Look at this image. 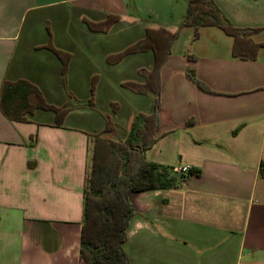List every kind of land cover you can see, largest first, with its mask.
Listing matches in <instances>:
<instances>
[{
	"label": "crops",
	"instance_id": "0c3cea01",
	"mask_svg": "<svg viewBox=\"0 0 264 264\" xmlns=\"http://www.w3.org/2000/svg\"><path fill=\"white\" fill-rule=\"evenodd\" d=\"M215 1L235 26L261 28L251 40L264 44V0ZM186 7L0 0V99L4 83L26 81L48 104L69 108L57 125L52 111L14 121L0 106V264H81L95 138L118 141L155 104L156 96L123 86L144 83L139 72L152 69V52L120 55L151 28L177 30ZM232 45L219 28L203 27L193 39L184 27L160 67V124L145 157L192 173L180 174L175 188L129 196L130 264H264V47L239 59ZM54 49L70 55L64 72Z\"/></svg>",
	"mask_w": 264,
	"mask_h": 264
},
{
	"label": "trees",
	"instance_id": "16d2710c",
	"mask_svg": "<svg viewBox=\"0 0 264 264\" xmlns=\"http://www.w3.org/2000/svg\"><path fill=\"white\" fill-rule=\"evenodd\" d=\"M93 28V26H90ZM191 27L193 39L200 35L203 27H216L233 38L232 56L239 59H254L264 44H257L251 37L261 28H243L232 24L221 12L215 0H187L185 18L174 32L154 29L147 30L145 37L128 48L120 57L131 53L151 51L154 58L150 71L142 70L144 83H125L124 87L137 94H152L155 97L153 112L138 115L131 130L118 141H102L95 138L84 189V226L80 242L81 264H130L124 251L127 230L134 209L129 196L135 193L175 188L184 175H175L174 168L159 166L148 161L145 150L152 146L159 128L158 95L160 93L159 70L170 55L171 46L180 29ZM95 28V27H94ZM61 59L63 72L70 55L53 50ZM188 78L195 85L208 90L195 79L194 73ZM88 105L96 108L92 102ZM4 115L14 121H25V115L35 109L52 111L57 125L69 108L48 104L39 90L26 81L4 83L0 99ZM190 124V121L187 122ZM113 123L106 118L105 132H112ZM123 135V133L121 134ZM120 135V136H121ZM192 173V169L187 176Z\"/></svg>",
	"mask_w": 264,
	"mask_h": 264
},
{
	"label": "built area",
	"instance_id": "2783aa9c",
	"mask_svg": "<svg viewBox=\"0 0 264 264\" xmlns=\"http://www.w3.org/2000/svg\"><path fill=\"white\" fill-rule=\"evenodd\" d=\"M191 170L190 167L188 166H183V167H178V168H174L173 171L176 174H188V172Z\"/></svg>",
	"mask_w": 264,
	"mask_h": 264
},
{
	"label": "rangeland",
	"instance_id": "374dc122",
	"mask_svg": "<svg viewBox=\"0 0 264 264\" xmlns=\"http://www.w3.org/2000/svg\"><path fill=\"white\" fill-rule=\"evenodd\" d=\"M58 57V56H57ZM59 58V57H58ZM59 60L61 61V59L59 58ZM61 63H62V61H61ZM112 110H114V106H112ZM132 223H133V219H131L130 220V225L129 226H131L132 225Z\"/></svg>",
	"mask_w": 264,
	"mask_h": 264
}]
</instances>
